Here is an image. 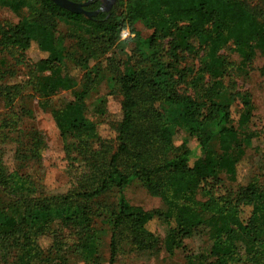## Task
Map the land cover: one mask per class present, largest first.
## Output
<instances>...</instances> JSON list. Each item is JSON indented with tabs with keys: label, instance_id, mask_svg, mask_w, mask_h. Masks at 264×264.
<instances>
[{
	"label": "trees",
	"instance_id": "obj_1",
	"mask_svg": "<svg viewBox=\"0 0 264 264\" xmlns=\"http://www.w3.org/2000/svg\"><path fill=\"white\" fill-rule=\"evenodd\" d=\"M70 1L86 3L83 9L94 14L52 0H0L18 16L0 25V100L12 109L0 124V189L25 210L16 221L0 207V256L11 264H65L61 258L80 254L97 264L98 220L110 229L108 264L125 249L148 258L171 256L185 252L183 240L206 232L210 221L208 241L189 264H264V174L237 180V165L256 138L249 125L253 106L247 92H236L241 108L234 117L232 104L216 101L220 82H211L228 44L245 70L261 60L257 71L264 78V0ZM124 30L130 36L121 39ZM143 30H149L148 57ZM33 47L42 55L29 63ZM115 48L126 57L113 53L101 61L121 96V118L108 123L109 138L98 134L101 120L85 117L88 97L106 74L97 67L77 78L68 69H84ZM189 57L196 68L186 63ZM22 70L28 78L16 82ZM206 78L212 84L205 86ZM182 84L194 96L181 92ZM61 91L71 98L52 103ZM27 98L49 111L62 138L70 167V186L62 192L47 191L25 169L39 166L43 150L37 129L22 126L31 113ZM164 103L178 107V130L164 119ZM210 124L216 126L215 149ZM179 129L184 136L177 143ZM262 160L264 167V151ZM134 181L160 205L145 210L130 204L125 191ZM110 192L112 205L101 200ZM153 220L168 226L162 242L149 228ZM42 237L51 238L46 249Z\"/></svg>",
	"mask_w": 264,
	"mask_h": 264
},
{
	"label": "rangeland",
	"instance_id": "obj_2",
	"mask_svg": "<svg viewBox=\"0 0 264 264\" xmlns=\"http://www.w3.org/2000/svg\"><path fill=\"white\" fill-rule=\"evenodd\" d=\"M20 0H12L11 4H16ZM104 2L106 0H103ZM26 8L23 7L20 14L25 12ZM14 10L10 6L0 5V25L2 23H16L18 16L13 12ZM149 30H143L141 32V39L144 41L142 46V54L144 57L150 55V50L145 43ZM121 39H125L130 36L128 30L122 31ZM115 53L117 57L124 59L125 52H121L120 48H115L108 51L103 57L91 58L86 68H69L68 72L77 78L81 77L86 71L94 70L97 67L101 68L104 72L105 79L100 80L96 88L91 92L88 97L87 104L85 106V117L88 120H101L97 127L98 134L101 137H113V131L109 126V122H115L120 120V101L121 96L113 91V82L111 81L110 75H108V68L103 69L106 65L101 64V61L107 57H111ZM40 52L36 47L30 48L27 52L26 59L29 63H33L40 58ZM219 54L224 58V65L219 69L220 74L216 77H211V82L217 80L220 82L222 90L216 97V101L219 103H230L232 104L233 116L237 115V111L241 108V102L236 95V92H247L250 96V101L253 106L252 116L249 125L256 133V138L253 140L252 146L247 149L246 156L237 165V180L239 182L247 181L251 176L264 174V167L262 166V152L264 151V78L261 77L257 71V68L261 65L262 61L257 59L253 66L248 69H243L239 66V56L236 51L233 50L231 44L223 47ZM42 55V54H41ZM194 58L189 57L186 63L190 66L197 64ZM182 63V65L186 64ZM195 68L197 66H194ZM24 71V72H23ZM26 74V77H25ZM15 78L16 82H20L22 79L28 78L26 70H22L18 73ZM208 78L204 80V85L212 84ZM202 89V88H201ZM181 92H185L188 95L195 94V91L191 87L182 84ZM200 92V88L197 89ZM71 96L68 92L61 91L52 98V103L58 104L64 100L70 99ZM27 107L31 110L30 116L22 118V126L30 127L33 126L41 134L43 150L42 160L37 167L34 164L25 167L29 168L30 171L39 178L40 182L44 184L45 188L49 192H62L69 186L68 173H65L68 167L69 159L66 155L62 138L59 134L54 121L51 118L49 111L42 110L38 105L37 99L27 98ZM161 113L164 119L174 128H179L178 113L179 109L175 105L164 103L160 105ZM101 113V114H100ZM12 115V109L5 106L4 102L0 100V124L7 116ZM100 117V118H98ZM209 128L214 132L210 147L211 149L216 148V126L213 124L209 125ZM183 132L180 131L176 135V142L179 143L180 139L183 138ZM195 140H190L189 146L195 145ZM7 154L6 160L10 161V155L12 150L7 146L5 148ZM198 153V151H196ZM196 154V153H195ZM8 161V162H9ZM72 171V170H71ZM75 173V171L73 172ZM125 195L127 200L132 205H138L143 209H153L160 205V199L148 195L144 189L139 185L137 181H134L131 185L126 188ZM107 204H113L115 201V192L107 193L101 198ZM0 207L16 221L23 219L25 210L23 206L12 196L6 194L0 189ZM96 228H101L98 231L99 244L97 248L98 263L97 264H108L109 261V240H110V229L109 227H101V222H96ZM149 228L153 230L159 241H163L167 235L168 226L158 221H151ZM212 228V223L209 221L206 232L193 235L183 240L185 252L176 251L171 256H165L160 254L157 257L148 258L145 255H136L130 251H122L116 256L114 264H189V260H195L199 257L200 252L204 248V244L208 241L209 232ZM71 240V239H70ZM39 242L43 248H47L51 243V238L42 237ZM45 255L48 251L44 252ZM52 255V254H51ZM65 264H89V260L73 254H67L63 258ZM11 259L7 256L2 258L0 256V264H11ZM50 262V261H49ZM45 264V263H43ZM243 264V263H239Z\"/></svg>",
	"mask_w": 264,
	"mask_h": 264
},
{
	"label": "water",
	"instance_id": "obj_3",
	"mask_svg": "<svg viewBox=\"0 0 264 264\" xmlns=\"http://www.w3.org/2000/svg\"><path fill=\"white\" fill-rule=\"evenodd\" d=\"M55 4L59 5L60 7H63L71 12H75V13H82L84 14L86 17H89L91 15L94 14V12H88V11H85L83 9V6L86 4V3H77V2H72L70 0H52ZM113 0H106L105 2L110 5V3L112 2Z\"/></svg>",
	"mask_w": 264,
	"mask_h": 264
}]
</instances>
